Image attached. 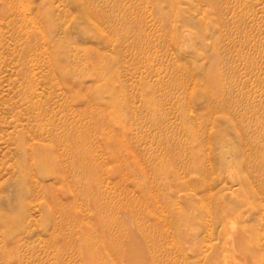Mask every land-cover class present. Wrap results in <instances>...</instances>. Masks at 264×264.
Segmentation results:
<instances>
[{"label":"rangeland","instance_id":"374dc122","mask_svg":"<svg viewBox=\"0 0 264 264\" xmlns=\"http://www.w3.org/2000/svg\"><path fill=\"white\" fill-rule=\"evenodd\" d=\"M0 264H264V0H0Z\"/></svg>","mask_w":264,"mask_h":264},{"label":"bare ground","instance_id":"6f19581e","mask_svg":"<svg viewBox=\"0 0 264 264\" xmlns=\"http://www.w3.org/2000/svg\"><path fill=\"white\" fill-rule=\"evenodd\" d=\"M16 1V0H15Z\"/></svg>","mask_w":264,"mask_h":264}]
</instances>
